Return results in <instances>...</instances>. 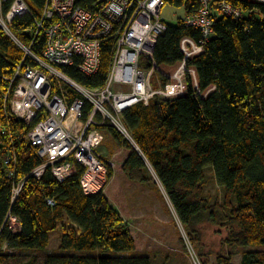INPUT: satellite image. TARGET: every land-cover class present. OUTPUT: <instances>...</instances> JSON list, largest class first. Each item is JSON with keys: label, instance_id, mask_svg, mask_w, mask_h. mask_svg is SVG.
Listing matches in <instances>:
<instances>
[{"label": "trees", "instance_id": "obj_1", "mask_svg": "<svg viewBox=\"0 0 264 264\" xmlns=\"http://www.w3.org/2000/svg\"><path fill=\"white\" fill-rule=\"evenodd\" d=\"M23 1L28 12L14 16L7 27L23 46L41 56L44 35H36V22L45 0ZM198 1L166 4L182 7L188 15L198 8ZM229 2L241 11L240 17L214 20L213 34L201 51L186 57L181 86L156 73L161 89L169 94L122 113L137 151L111 126L99 129L108 131L124 150L120 170L129 180L160 187L192 247L199 246V227L209 224L227 230L224 245L237 248L240 264H264V0ZM13 3L1 0L2 16ZM186 38L198 43L201 33L182 19L167 25L158 37L153 60L165 75L182 65ZM110 55L111 44L103 45L101 66L93 77L73 68H67V74L88 88L100 87ZM22 61L24 66L35 65L0 27V264L8 258L6 249H46L49 235L59 227L58 253L46 255L43 264H151L136 250L128 224L105 194L114 177L112 167L102 189L91 194L83 191L84 169L74 161L75 172L62 182L50 168L40 178L32 175L41 165L27 137L32 125L8 105L4 108L9 81ZM63 89L71 99L77 97L67 85ZM91 110L85 102L82 121ZM209 166L222 190L214 203L204 191V169ZM236 253L218 255L216 264H231ZM25 264H37L36 257Z\"/></svg>", "mask_w": 264, "mask_h": 264}, {"label": "built area", "instance_id": "obj_2", "mask_svg": "<svg viewBox=\"0 0 264 264\" xmlns=\"http://www.w3.org/2000/svg\"><path fill=\"white\" fill-rule=\"evenodd\" d=\"M198 2L195 12L182 20L186 26L200 30L201 39L198 43L188 38L182 41L185 58L171 76L165 75L153 60L157 39L167 28L160 18L166 0H45L36 22V35L40 32L44 35L41 56L23 46L7 27L14 16L28 12L25 2L14 0L5 16L0 12V27L24 51L25 57L35 63L24 66L22 61L16 67L4 96V108L8 105L15 116L32 125L27 137L41 160L32 173L35 178L50 168L62 182L75 172L74 161L84 169L80 179L83 191L91 194L102 189L108 167H113V163L98 152L102 143L99 128L111 126L134 145L122 113L138 103L148 105L151 100L169 94L161 89L156 73L176 80L181 86L185 59L201 51L213 34L214 20L223 15L233 18L241 15L229 0ZM108 43L110 65L102 86L88 88L70 78L67 68L86 77L95 76L101 66L102 47ZM63 85L73 89L77 97L71 99ZM85 102L91 104L92 110L82 121ZM79 122L81 129L75 134ZM100 173L103 181L95 189ZM195 258L194 263L200 264Z\"/></svg>", "mask_w": 264, "mask_h": 264}, {"label": "rangeland", "instance_id": "obj_3", "mask_svg": "<svg viewBox=\"0 0 264 264\" xmlns=\"http://www.w3.org/2000/svg\"><path fill=\"white\" fill-rule=\"evenodd\" d=\"M185 16L182 7L165 4L160 11L161 20L167 25H175L178 19ZM81 129L79 122L75 128V134ZM102 143L98 152L113 163L114 177L107 184L105 194L109 201L117 208L122 218L128 224L135 240L136 250L140 254L149 257L151 264H195L198 257L200 264H216L218 255L226 252H237V248H228L224 245L228 237L226 229L203 224L199 227L201 240L198 247H192L176 215L166 198L154 184H140L129 180L120 170L123 159V149L117 146L116 141L108 131L103 130ZM135 146V145H134ZM151 175V172H150ZM205 197L214 203L221 199L222 190L214 181L212 167L204 169ZM103 181L102 173L97 177L95 189ZM64 220L62 223H65ZM14 230H17L15 222L11 221ZM61 228L49 235V243L44 250H5L8 258L2 264H25L31 257H36L37 264H43L45 256L57 254ZM182 238V241L180 240ZM241 256L236 253L232 264H240Z\"/></svg>", "mask_w": 264, "mask_h": 264}, {"label": "water", "instance_id": "obj_4", "mask_svg": "<svg viewBox=\"0 0 264 264\" xmlns=\"http://www.w3.org/2000/svg\"><path fill=\"white\" fill-rule=\"evenodd\" d=\"M133 146V148L137 151V148L134 146V145H132Z\"/></svg>", "mask_w": 264, "mask_h": 264}, {"label": "crops", "instance_id": "obj_5", "mask_svg": "<svg viewBox=\"0 0 264 264\" xmlns=\"http://www.w3.org/2000/svg\"><path fill=\"white\" fill-rule=\"evenodd\" d=\"M231 264H232V261H231Z\"/></svg>", "mask_w": 264, "mask_h": 264}]
</instances>
